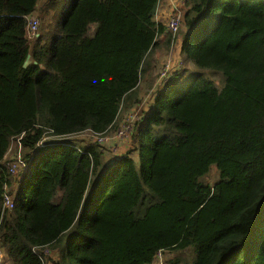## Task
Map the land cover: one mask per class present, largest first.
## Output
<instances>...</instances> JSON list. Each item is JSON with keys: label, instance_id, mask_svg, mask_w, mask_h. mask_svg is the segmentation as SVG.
<instances>
[{"label": "trees", "instance_id": "obj_1", "mask_svg": "<svg viewBox=\"0 0 264 264\" xmlns=\"http://www.w3.org/2000/svg\"><path fill=\"white\" fill-rule=\"evenodd\" d=\"M39 1L0 0V264H48L44 251L51 264H151L185 250L170 264H264V0L187 1L191 81L176 74L156 93L114 160L70 137L107 133L140 100L159 37L173 40L160 0H68L31 45ZM14 140L19 177L4 164ZM212 164L219 180L201 184Z\"/></svg>", "mask_w": 264, "mask_h": 264}, {"label": "rangeland", "instance_id": "obj_2", "mask_svg": "<svg viewBox=\"0 0 264 264\" xmlns=\"http://www.w3.org/2000/svg\"><path fill=\"white\" fill-rule=\"evenodd\" d=\"M187 1L188 0H160L155 12V21L163 25L167 30V23L172 16V10L177 7L184 15L188 6ZM67 4L68 0H62V2L57 7V11H55L50 10L47 0L39 1L36 11L27 19L30 20L31 18H33L38 21L36 37L37 35H40L42 33L45 27L47 28L48 25H53L57 21L60 14L64 12ZM183 23L184 21L181 20L179 29L175 34H172L167 30V32L173 36V40L169 45L166 43L165 38L159 37V44H157V47L150 58L151 68L144 77L143 82L139 88L141 93L139 97L140 100L135 106L131 108L129 113H121L114 127L102 136H95L90 132H84L70 137L72 140H76L80 145H85L91 142L98 143L101 147L107 149L106 157H109L110 160H114L125 155L126 151L129 148L130 137L133 132L134 124L148 109L156 93L167 83H169V81H171V79L176 74H178L179 76L177 75V78H175V80H173L172 82L175 85L178 83L179 87H184L191 81V78L193 76L192 65L190 62H183V56L180 52L182 37L185 32ZM27 37L30 42L29 44L31 45L36 40V37L32 39L29 38L28 34ZM166 67H168V69L166 70V76L164 77V79H161L160 74L162 73V71H165ZM210 80L214 82L216 86L220 87L221 77L219 75L211 74ZM128 120H130L131 126L129 134L127 136H123L122 138L116 137V131L120 129L123 123L127 122ZM48 139L49 138L47 137L46 140L48 141ZM98 139H100L101 141L99 142ZM17 142L18 140H14L11 143L10 149L5 156L4 162L7 170L9 164H11V166L16 165L14 162H16L18 157L24 163V166L21 167H19V165H16V173L14 172V174H12L8 171L14 177H19L26 166L25 162L22 159L21 148L19 147ZM44 144L45 143L42 142L41 144H39L41 145L39 147H43ZM218 180L219 172L215 164H212L209 167L207 173L200 176L198 179L201 184L208 186H213ZM0 254L2 255L0 259L1 263L5 256L4 251L1 247ZM192 255L193 254L190 250L179 252H164L160 253L158 257H155L151 264H170V262L174 261L176 258L182 260H190L192 258ZM44 256L48 260V264L56 261L55 251H44Z\"/></svg>", "mask_w": 264, "mask_h": 264}, {"label": "built area", "instance_id": "obj_3", "mask_svg": "<svg viewBox=\"0 0 264 264\" xmlns=\"http://www.w3.org/2000/svg\"><path fill=\"white\" fill-rule=\"evenodd\" d=\"M172 16L169 19L168 23H167V30L169 32H171L172 34H175L180 26V22L181 20H183V14L180 11L179 8H174L172 10ZM37 29H38V21L31 18L30 20H27V29L26 32L29 36V38H35L36 37V33H37ZM168 69V67L165 68V71H162V73L160 74V78L164 79V77L166 76V70ZM131 130V126H130V120H128L127 122H124L122 127L120 129H118L116 131V137L118 138H122L123 136H127L129 134ZM90 132V131H88ZM92 133V132H90ZM95 136H102L103 134H94ZM98 141L100 142L101 140L98 139ZM41 144V143H40ZM41 146V145H39ZM16 165H19V167L24 166V163L22 162V160L19 159V157L17 158L16 162H14ZM16 165H12L9 164L8 165V171L11 172L12 174H14V172L16 173ZM26 167V166H25ZM3 208L10 210L13 208V196L9 194L8 191H6V193L3 196ZM160 253L162 252H158L155 257H158L160 255ZM1 254H0V259H1Z\"/></svg>", "mask_w": 264, "mask_h": 264}, {"label": "crops", "instance_id": "obj_4", "mask_svg": "<svg viewBox=\"0 0 264 264\" xmlns=\"http://www.w3.org/2000/svg\"><path fill=\"white\" fill-rule=\"evenodd\" d=\"M158 4H159V3H158ZM171 5H172V3H171ZM171 5H170V6H171ZM157 6H158V5H157Z\"/></svg>", "mask_w": 264, "mask_h": 264}]
</instances>
